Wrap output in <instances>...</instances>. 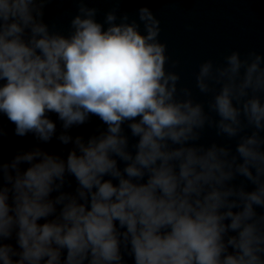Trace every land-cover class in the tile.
<instances>
[{"label": "clouds", "instance_id": "obj_1", "mask_svg": "<svg viewBox=\"0 0 264 264\" xmlns=\"http://www.w3.org/2000/svg\"><path fill=\"white\" fill-rule=\"evenodd\" d=\"M52 2L0 0V114L72 145L0 162V264H264V54L201 62V100L149 7L109 0L101 22L97 0H71L64 32ZM93 116L103 130L70 134ZM209 129L234 148L201 143Z\"/></svg>", "mask_w": 264, "mask_h": 264}, {"label": "water", "instance_id": "obj_2", "mask_svg": "<svg viewBox=\"0 0 264 264\" xmlns=\"http://www.w3.org/2000/svg\"><path fill=\"white\" fill-rule=\"evenodd\" d=\"M89 6L100 10L97 19L102 22L104 13L115 5L109 0H97ZM142 6L149 7L161 21L159 39L167 44V54L171 60L179 61L175 68L169 65L170 70L180 73V85L192 88L197 99H206L195 88L194 73L201 62L207 59L222 62L223 55L233 50H239L242 55L252 49L264 54V0H125L119 5L121 11L127 12L130 18H136L137 9ZM76 11L77 5L71 0H53L46 8L45 21L67 32L69 21ZM51 119L57 122L59 134L60 122L55 114H51ZM0 126L7 132L5 137L0 138V162H9L18 152L37 146L63 157L72 148L71 144L65 146L55 137L46 144L38 143L31 134L17 137L14 135L15 126L2 114ZM104 128L99 118L93 116L85 125L72 128L70 134L73 137L82 135L87 139L96 134L98 129ZM213 141L229 143L233 148L235 146L234 141L217 137L215 131L209 129L201 143L210 144ZM131 143H135V138H131ZM120 166L123 167V164ZM68 179L72 187H66L65 190L72 191L76 183L74 178ZM10 242L15 244L14 240ZM128 264H133V261L128 259Z\"/></svg>", "mask_w": 264, "mask_h": 264}]
</instances>
